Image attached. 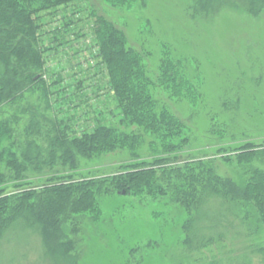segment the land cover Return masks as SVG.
I'll return each instance as SVG.
<instances>
[{
  "label": "trees",
  "instance_id": "obj_1",
  "mask_svg": "<svg viewBox=\"0 0 264 264\" xmlns=\"http://www.w3.org/2000/svg\"><path fill=\"white\" fill-rule=\"evenodd\" d=\"M100 1L130 9L138 0ZM76 2L0 0V107L20 102L24 94L35 91L38 84L47 86L48 81L59 88L57 102L63 101L76 114L82 104L73 108L70 105L85 95L86 72L81 70L80 79L73 75V79L78 78L73 84L70 79L66 83L58 73H52L56 81L50 73L49 79L43 80V74L53 69L48 68L46 61L68 56L74 59L75 69L91 66L92 62L101 69L105 89H100L99 83L89 87L96 88V98L100 91H105L110 101L106 105L113 106L119 116V128L98 118L88 127L77 115L76 122L74 116H65L66 120L55 117L48 122L52 135H47L48 155L43 159L41 148L34 141H28L27 149L18 156L10 121L1 122L0 241L8 231L21 226L39 234L45 255L53 261L81 264L78 238L86 229L82 225L99 224L100 203L110 196L143 195L165 206L180 208L185 217L180 242L190 254L220 246L228 235L238 237V223L247 225L255 218L257 223L264 224V172L248 167L244 183L238 184L221 178L208 162H180L178 154L188 142V129L154 98L156 87L147 76L141 54L128 47L123 31L103 17H96L88 29H79V20L74 16L81 10L74 7ZM69 8L71 13H64ZM224 10H240L256 17L264 11V0H192L190 7L194 18H211ZM48 17L50 21L45 20ZM61 47L63 50L59 51ZM163 55L157 78L160 91L167 99L186 101L192 114H196L197 109L206 106L200 79L186 73L182 59L173 57L168 50ZM43 90L48 98L51 92ZM49 103L48 100L47 107L51 109ZM208 114L210 121L216 122L215 116ZM39 118L41 122L44 119L38 113L31 115L27 135L40 134ZM146 138L151 139L155 154L151 162L141 160L137 152ZM116 149L130 150L133 161L120 165L112 176L83 179L55 174L39 186H30L24 179L31 168H54L59 162L63 167L77 169L80 158L98 157ZM255 149L251 143L242 145L235 155L238 164L247 166L257 154H264V149ZM224 160L230 162L229 157Z\"/></svg>",
  "mask_w": 264,
  "mask_h": 264
},
{
  "label": "rangeland",
  "instance_id": "obj_2",
  "mask_svg": "<svg viewBox=\"0 0 264 264\" xmlns=\"http://www.w3.org/2000/svg\"><path fill=\"white\" fill-rule=\"evenodd\" d=\"M142 2L135 1L130 9H123L100 0H77L74 7L81 11L74 19L79 20V29L86 30L90 22L94 25L96 17H103L123 31L128 47L141 54L147 76L156 87L154 98L167 106L188 129V142L178 154L180 162H208L221 178L232 179L238 184L244 183L248 167L264 172V154H257L247 166L238 164L235 158L246 143H251L257 151L264 149V11L256 17L240 10H224L211 18H194L190 12L192 0ZM64 11L71 13L72 10ZM62 50L63 47L59 49ZM166 50L186 63V73L201 81L206 106L197 109L196 114H192L186 101L167 99L158 87L157 78ZM46 62L48 68L53 69L43 74V80L49 79L47 73H50V78L56 81L52 73H58L66 83L70 79L73 84L75 79H80L81 70L85 71V95L70 105L73 108L82 104L75 114L69 105L57 102L59 88L47 81V86L36 85L35 91L24 94L20 102L1 106L0 123L10 121L18 156L27 149L28 141H34L41 148L43 159L47 158L46 138L52 133L48 122L55 117L66 120L65 116H74L76 122L77 115L88 127L98 118L106 125L119 128V116L113 106L106 105L110 101L105 91H100L96 98L93 93L97 92L96 88L89 87L99 83V88L105 89L101 69L93 62L90 65L94 69L88 64L75 69L74 59L68 56ZM75 74L78 78L73 79ZM43 89L51 92L48 98ZM48 100L51 109L47 107ZM33 113L44 117L42 122L39 118L40 134L27 135L26 128ZM208 113L215 116L216 122L210 121ZM150 142L151 139L146 138L137 150L143 161L154 159ZM155 149L160 151L161 148L155 145ZM224 157H229L230 162ZM132 161L130 150L116 149L98 157L80 158L77 169L63 167L59 162L54 168L44 167L39 171L31 168L24 179L30 186H39L55 174L83 179L105 178L115 174L120 165ZM100 207L99 224L82 225L86 229L78 238L81 264H241L245 260L248 264H264V224L257 223L255 218L247 222L248 226L238 223L240 236L231 238L228 235L220 246L213 245L190 254L180 242L181 223L185 219L180 208L165 206L143 195L106 197ZM249 226L252 232L247 229ZM0 264L62 263L45 255L36 231L17 226L0 241Z\"/></svg>",
  "mask_w": 264,
  "mask_h": 264
},
{
  "label": "water",
  "instance_id": "obj_3",
  "mask_svg": "<svg viewBox=\"0 0 264 264\" xmlns=\"http://www.w3.org/2000/svg\"><path fill=\"white\" fill-rule=\"evenodd\" d=\"M122 194H124V192Z\"/></svg>",
  "mask_w": 264,
  "mask_h": 264
}]
</instances>
